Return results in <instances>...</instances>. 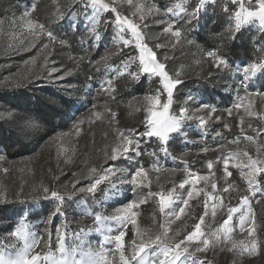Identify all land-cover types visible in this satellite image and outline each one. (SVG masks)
Listing matches in <instances>:
<instances>
[{
  "label": "snow or ice",
  "instance_id": "6c2138e0",
  "mask_svg": "<svg viewBox=\"0 0 264 264\" xmlns=\"http://www.w3.org/2000/svg\"><path fill=\"white\" fill-rule=\"evenodd\" d=\"M216 3L217 0H70L65 11L57 0L43 21L33 16L37 4L26 8L18 19L13 17L9 21L13 43L6 45L7 49L38 48L45 53L43 73L34 79L23 78L29 86L41 81L62 84L84 70V91L93 95V101L87 117L76 120L72 126L77 137L86 122L106 119L110 126H115L113 143L101 150L99 163L85 162L86 171L79 177L73 174V180L63 190L43 183L33 188V203L43 200L54 204L40 221L43 233L33 230L38 225L29 220L31 208H20L15 226L9 225V230L0 235V264H210L200 256L210 249L219 248L240 256L259 254L264 241L258 232L264 224L257 223L253 201L259 204L264 199V140L260 139L264 125L253 127L249 122L246 129L245 116L239 115V110L243 108L250 119L264 120V112L252 110V98L264 99V92L251 90L257 77L264 78V0L222 2L221 10L227 16L222 40L234 41L247 25H255L260 33L255 57L235 65L223 51V43L201 50L189 38L207 7ZM66 21L72 42L67 32L60 31ZM3 24L4 20L0 19V27ZM109 32L110 44L105 45L103 53H98ZM184 46L197 47L200 56L192 63L200 68L207 63L209 79L223 72L237 81V102L223 110L228 117L234 111L239 115L240 134L235 138L224 139L223 130L230 132L231 126L224 122L214 105L198 100L192 92L177 99L185 83V69L192 67L171 66L176 62L175 53ZM60 52H67V65L55 59ZM31 62L35 63V58ZM143 79L149 81V90L127 102L129 108L135 102V112L142 113L140 127L122 129L118 117L124 102L117 99L119 82L140 84ZM240 89L245 93L243 96L239 95ZM78 90L71 84L63 87L61 91L67 96L53 99L52 104L70 103L71 94ZM97 100L102 103H96ZM112 104H116L115 109ZM40 120L16 109L0 112V121L16 123L24 134L39 132L43 128ZM212 121L222 123L223 129L215 131L212 137L224 141L216 148L207 144V128ZM192 124L202 130L199 139L191 141L200 146L197 155L217 153L205 161V174L190 169L185 159L188 152L179 158L171 157L179 159L183 165L180 169L162 163V159L170 156L168 145L176 138L187 140V129ZM248 131L252 134H247ZM68 135L53 130L45 141L59 142L58 156L63 154L66 164L72 160L69 153L75 152V148L63 146ZM241 137L245 142L243 147H240ZM40 139L43 137L37 139V144ZM6 162L7 155L0 148V164ZM8 171L3 168L5 174ZM177 173L182 178L178 182L172 179L170 187H165ZM126 192L131 193V198ZM18 195H23V190ZM77 197L91 199L99 211L86 212L92 226L79 228L69 239L65 208ZM109 201L118 205L110 213L105 208ZM0 202L26 204L27 200L9 201L7 190L0 187ZM82 203L87 206L86 201ZM149 203L154 206L152 222L156 231L142 228L139 223L141 206ZM177 221H181L182 227L173 228ZM237 228L240 239L235 238ZM91 233L101 237L95 248L89 240ZM129 234L130 240L126 239ZM42 244L46 251L38 250Z\"/></svg>",
  "mask_w": 264,
  "mask_h": 264
},
{
  "label": "rangeland",
  "instance_id": "374dc122",
  "mask_svg": "<svg viewBox=\"0 0 264 264\" xmlns=\"http://www.w3.org/2000/svg\"><path fill=\"white\" fill-rule=\"evenodd\" d=\"M28 2V0H17L12 7L7 9V11L3 12L0 16V19L4 20L3 26L0 27V112L8 109H16L20 114L27 113L38 117L34 114L32 104L28 103V101L22 100L21 102H18L11 98L9 99L6 96H9L10 94H16L18 92L43 94L45 88H48L53 92L59 93L61 95L67 96V94L63 93L61 89L69 84L75 85L79 90L71 94V102L73 107L71 109L72 118L69 122L68 128L55 131L69 133V135L63 139V146L66 148H75V152L74 154L71 152L69 153V155L72 156V160L70 163L66 164L64 162V155L61 154L58 156V152L60 151L59 142L53 144L45 143V141L49 139V136L53 134V131L50 128L46 127L42 119L40 120V122L42 123L43 128L39 132L28 134L22 133L16 123L0 121V148H2L4 153L7 155V162L0 164V187H3L7 190L9 201H13L16 199L27 200L26 204L0 202V235L5 234L9 230V225L15 226V221L20 218V215H18V210L20 208H31L29 220L33 224L38 225V227L33 230L43 233L44 226L40 223V221L44 218V216L47 215L48 211L54 206V204L45 202L43 200L33 203L31 199L33 188L38 187L41 183H43L63 190V186L66 184H70V182L73 180V174H76V176L79 177L81 173L86 171L85 163L83 165H78L77 163L78 159H80V151L82 150V148H84V146L89 145V150L92 151L90 153V156H88L85 161L89 165H91L100 162L101 156L100 154L98 155V147L102 146V148H104L106 145L113 143V138L108 142V144L104 142L103 145H97L95 142V136L97 135L98 131L105 133L108 129H111L113 133V128L115 125L110 126L106 119L103 121H96L92 124H88L86 122L79 137H77L73 132L72 126L75 121L87 117L90 110L92 109L90 108L84 113L79 114L82 106L88 104L87 100L89 99V96H91L87 95L84 91L85 83H83V86L79 85L75 83V77H71L64 81L62 84H53L41 81L34 86H29L27 80L23 79L24 77H30L34 79L40 76L44 71V61L42 59V56L45 53L41 52L40 49H32L31 51H12L6 48V45L13 43L12 27H10L9 21L12 20L13 17L18 19L26 10V8H30L31 4H29ZM56 2L57 0H54V4ZM69 3L70 0H59L60 7L65 11L67 10V5ZM52 8L53 6L51 7V9H49V12L52 11ZM208 14L209 10L207 8L206 12L201 16L199 26H194L195 30L190 32L189 38H196L195 35L199 34L203 30V28H206V18L208 17ZM225 26L226 22L224 24V27ZM60 31L61 33L67 32V38L70 40V42L73 41V36L71 31L68 29L67 21L64 23L63 28ZM80 32L81 34L84 33L83 24H81L80 26ZM17 35H19L18 29ZM110 35V32L108 34H105L101 47L110 44ZM238 35L247 36V38H250L251 45L256 49L258 48L259 45L256 41L260 40V33L257 32L255 25L245 26L241 29V32L238 33L237 36ZM79 38V36L75 37V43L77 46ZM186 55H190L191 62L184 61L183 58ZM255 55L252 58H239L233 63V65H235L236 63H240L241 61L246 62L248 60H251L255 57ZM175 56L176 62L175 64L171 65L172 67H178L180 64H184L186 66L192 65L191 68L186 67L185 79L192 77L199 79V77L206 74L205 70L209 68V65L207 63H204L202 68L197 67L192 63L194 59H197L200 56V53L198 52L196 46H184L183 49L177 50ZM33 58H35V63L31 62ZM58 58H64L63 63L66 65L68 64L67 52H60L56 55L55 59H57V62L59 63L61 61H59ZM212 70L215 71L214 69ZM197 73H199V75ZM218 75V79L220 82L219 88L196 86L194 87L196 89H187L177 95V99L180 100L183 99V97L187 95L188 92H192L196 95L198 100L210 105H214L218 109V114H221L223 116L224 122L228 123L231 126V131L229 132L222 129V123L216 121L210 122L207 128V144L210 148H216L218 143L224 142L221 138H216L215 140H213L212 137L215 131L223 130L224 139L226 140H231L240 134L239 128L237 127L239 115L245 116L244 127L246 129L249 122L253 124V127H260L264 125V120H260L256 117H253L251 119L248 118L244 113L243 108L239 110V115L234 111L232 117H228L227 114L224 113L223 110L225 108L231 107L233 103L237 102V81H234L231 75L228 73L221 72ZM252 84V91L258 90L264 92V78L257 77L252 82ZM244 94V91L240 89L239 95L243 96ZM96 103H102V101L97 100ZM112 107L115 109V104H112ZM133 107H136L135 102H133ZM252 110L256 112H264V99L258 96L252 98ZM201 131L202 130L199 129L195 124H192L187 129V140L183 138H176L172 141L176 143L168 145L170 156L167 159H162V163H164L166 167H175L177 169H180L183 167L182 163L179 161V159L173 160L171 159V157L174 156L179 158L182 153L188 152L190 154L185 157V159H187L190 169L192 171H200L201 174H205L206 170L203 167L205 161L207 159L214 158L217 153L209 151L206 154L197 155V153L200 152V146L198 144L191 143V141L198 140ZM247 134L252 133L248 131ZM41 136L43 137V139H40L39 144H37L36 141ZM260 139L264 140V134H262ZM244 143L245 142L243 141V137H241L240 147H243ZM178 145L180 148L176 152L177 155H175L172 152H174L175 147H177ZM148 150L151 151L152 146H149ZM144 159L147 161L149 158L146 156L144 157ZM3 168L9 169L7 174L3 172ZM54 177L56 178L55 180L53 179ZM181 178L182 176L177 173V177L169 178V182L165 184V187H170L172 179H176V181L178 182ZM21 190H23V195H18ZM153 190H156L155 186ZM124 194L128 195V197L131 198L130 192H126ZM99 198L100 197L98 196L97 199ZM257 199H260V197H257ZM82 201L85 200L75 198V202H69L68 206L65 208L69 239H71V234L74 231H78L79 228H88L92 226V219L90 216L85 214L86 212H90L93 210L99 211V207L97 205H91L86 202L87 206H85ZM147 205H149V212L152 213L145 218L146 223L144 224V219L141 218L142 211L140 209V226L142 228H148L152 231H156V227L152 222L154 206L151 203ZM255 205L256 203L255 201H253V208L256 213L257 223L264 224V202H260L257 205L260 209L259 215ZM116 206L118 205H113L111 201L105 204V208L107 209L108 213H110L113 207ZM56 223L59 224L60 221L57 220ZM191 223L192 221L189 220L188 224L191 225ZM177 227H182L181 221H177L176 225H173V228ZM258 235L261 241H264V228H261L259 230ZM235 238H241L238 228L235 232ZM46 239L47 238L45 237V240ZM99 239H101L99 234H89L90 243L94 248L97 246ZM126 239H128V237ZM38 250L46 251L47 249L44 248L42 244L40 249ZM200 256L201 259L206 258L210 262V264H264V244H262L259 254L254 256H240L236 253H230L227 250L221 251L219 248L210 249L206 254H200Z\"/></svg>",
  "mask_w": 264,
  "mask_h": 264
},
{
  "label": "trees",
  "instance_id": "16d2710c",
  "mask_svg": "<svg viewBox=\"0 0 264 264\" xmlns=\"http://www.w3.org/2000/svg\"><path fill=\"white\" fill-rule=\"evenodd\" d=\"M17 0H0V16L3 12L7 11L10 7L13 6V4ZM29 4H37V10L33 13V16L35 18H39L41 21L45 20L49 9L54 5V0H28ZM221 3L222 0H217V3L215 5H209L207 8L209 10L208 17L206 18V28L199 33L196 34V38H190L194 39L196 42V45L200 46L201 50H207L211 47H216L220 44H224L223 51L227 53L229 56L230 62L234 63L237 59L242 57L252 58L256 53V48L251 45L250 38H247V36H237L236 39L233 40H227L221 39V33L224 30V24L227 22V16L223 14L221 10ZM104 47H100L97 52L101 53L103 52ZM191 54V53H190ZM95 55V54H94ZM64 58H58L59 61H63ZM184 61L191 62L190 55L184 56ZM57 60V59H56ZM66 61V60H64ZM209 71V68L205 70V73ZM204 73V72H203ZM202 75L197 78H187L185 79V83L183 87L179 90V93L184 92L187 89H196L194 87L201 86V87H208V88H219L220 82L218 79V74L212 78L209 79L207 75ZM75 83L79 85H84L83 83H86L85 81V75L84 70L80 71V74L75 76ZM100 77L97 76V80H99ZM120 86V92L118 94L117 99L119 101H123L124 103L119 108V117H118V123L119 127L122 129L126 128H139L140 127V120L143 119L142 113L135 112V108L132 106L129 108L127 106V102L132 99L133 96H142L147 92L150 88L149 81L147 79H143L142 83L140 84H134L128 81L121 80L119 82ZM154 86V85H152ZM47 93V94H46ZM178 93V95H179ZM58 94V95H54ZM61 95L59 93L53 92L52 90L45 88L43 91V94H36V93H30V92H18L16 94H10L9 96H6L7 98H11L16 101H28V103L32 104V108L34 110V114L37 115L39 118L42 119L43 123L46 125L47 128H50L52 131L57 130H64L68 128L69 122L71 121V109L73 107L72 102L70 103H64L60 102L57 104H52V100L56 99L59 100ZM93 95L89 96V99L87 100V103L85 106H82L81 110L79 111V114L84 113L85 111L92 108L93 101ZM96 102V101H95ZM116 107V104H115ZM131 113V114H130ZM142 130V129H141ZM113 138V133L111 129H108L105 133L98 131L97 135L95 136V142L97 145H103L104 142L108 144V142ZM176 142H171V144H174ZM89 144V143H88ZM83 146V145H82ZM176 146V145H175ZM98 155L101 156V150L103 149L102 146L98 147ZM179 145L175 147L174 153L179 150ZM92 151L89 150V145L84 146L82 150L80 151V159H78V165H83L87 159L88 156H90V153ZM77 199H83L86 202H88L91 205H94L91 199L85 198V197H77ZM261 202H264V199H261ZM255 205L256 210L258 212V215L260 213V209ZM149 205H143L141 208V218L144 219L148 217V215L152 212H149L148 210ZM143 221V220H142ZM128 239H131V234H129Z\"/></svg>",
  "mask_w": 264,
  "mask_h": 264
}]
</instances>
